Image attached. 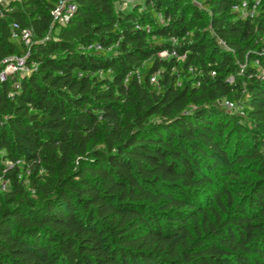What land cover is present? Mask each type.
I'll return each mask as SVG.
<instances>
[{
    "label": "trees",
    "instance_id": "obj_1",
    "mask_svg": "<svg viewBox=\"0 0 264 264\" xmlns=\"http://www.w3.org/2000/svg\"><path fill=\"white\" fill-rule=\"evenodd\" d=\"M59 1H0V264H264V0Z\"/></svg>",
    "mask_w": 264,
    "mask_h": 264
},
{
    "label": "built area",
    "instance_id": "obj_2",
    "mask_svg": "<svg viewBox=\"0 0 264 264\" xmlns=\"http://www.w3.org/2000/svg\"><path fill=\"white\" fill-rule=\"evenodd\" d=\"M1 1V0H0ZM134 4L142 3L144 0H133ZM261 0H252L251 6L250 3L246 0L243 1L241 5V11L243 13V16H253L256 12V7L260 3ZM76 9L75 3L73 0H60L56 7L51 11V16L53 17V25H65L67 24L71 16L73 15L74 11ZM159 17L162 18L161 14H159ZM14 31L12 33L13 37L16 39H21L25 44L29 45L32 41V33L30 29L20 28L17 24L13 25ZM87 51L91 50H103L101 45L98 43L91 44L85 48ZM168 55L167 52H161V57H166ZM25 57H18V56H9V58H6L2 61L3 64V70L0 72V80H3L6 78L7 75H10V73L18 72V70L22 71V74H26L30 71V67L26 65ZM152 83H156L155 76L151 79ZM218 104L221 106V108L226 109L230 112L242 114L243 110H241V107L237 105L236 103L232 102L229 99L224 98L223 100L218 101ZM22 162L20 160H17L15 162V165H20ZM10 167L13 166L12 163H7ZM1 183V190L5 191L6 187L9 185L6 181L0 180Z\"/></svg>",
    "mask_w": 264,
    "mask_h": 264
},
{
    "label": "rangeland",
    "instance_id": "obj_3",
    "mask_svg": "<svg viewBox=\"0 0 264 264\" xmlns=\"http://www.w3.org/2000/svg\"><path fill=\"white\" fill-rule=\"evenodd\" d=\"M9 0H1V3H4V4H8L7 2H8ZM134 1L133 0H118V2H117V7L120 9V10H123V9H125V8H131L133 5H135L134 3H133ZM143 3V2H142ZM18 73H22V71L21 70H18ZM1 184V183H0ZM8 188H9V185L6 187V190H8ZM5 190V191H6Z\"/></svg>",
    "mask_w": 264,
    "mask_h": 264
}]
</instances>
